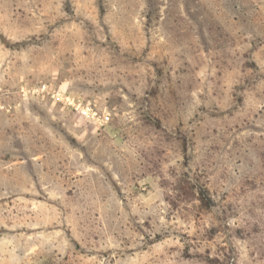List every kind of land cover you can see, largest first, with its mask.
I'll return each instance as SVG.
<instances>
[{
    "label": "rangeland",
    "instance_id": "rangeland-1",
    "mask_svg": "<svg viewBox=\"0 0 264 264\" xmlns=\"http://www.w3.org/2000/svg\"><path fill=\"white\" fill-rule=\"evenodd\" d=\"M0 264H264V0H0Z\"/></svg>",
    "mask_w": 264,
    "mask_h": 264
}]
</instances>
